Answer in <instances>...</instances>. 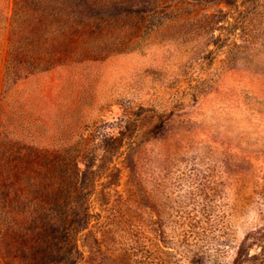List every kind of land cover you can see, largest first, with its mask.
<instances>
[{
    "label": "rangeland",
    "instance_id": "obj_1",
    "mask_svg": "<svg viewBox=\"0 0 264 264\" xmlns=\"http://www.w3.org/2000/svg\"><path fill=\"white\" fill-rule=\"evenodd\" d=\"M242 245L264 251V0H0V264Z\"/></svg>",
    "mask_w": 264,
    "mask_h": 264
},
{
    "label": "trees",
    "instance_id": "obj_2",
    "mask_svg": "<svg viewBox=\"0 0 264 264\" xmlns=\"http://www.w3.org/2000/svg\"><path fill=\"white\" fill-rule=\"evenodd\" d=\"M260 256L264 257V251L251 255L249 247L242 245L236 253L233 264H264V259L260 262Z\"/></svg>",
    "mask_w": 264,
    "mask_h": 264
}]
</instances>
